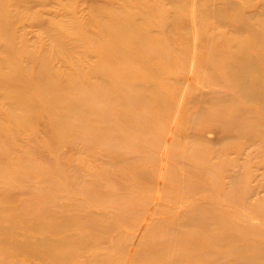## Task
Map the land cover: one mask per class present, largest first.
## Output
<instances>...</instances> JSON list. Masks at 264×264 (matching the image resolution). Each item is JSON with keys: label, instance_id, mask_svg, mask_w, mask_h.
I'll return each instance as SVG.
<instances>
[{"label": "rangeland", "instance_id": "obj_1", "mask_svg": "<svg viewBox=\"0 0 264 264\" xmlns=\"http://www.w3.org/2000/svg\"><path fill=\"white\" fill-rule=\"evenodd\" d=\"M0 11V75L24 85L0 86V264L47 263L4 239L49 237L38 226L48 218L30 228L21 215L49 205L77 217L54 233L78 234L72 264H203L182 255L184 232L204 250L200 228L183 225L203 204L264 225V109L225 75L240 41L259 43L251 25L264 24V0H0ZM113 29L147 32L153 52L131 63L143 79H124L117 95L98 70ZM153 94L162 104L137 101ZM213 98L230 99L226 117L258 123L254 142L223 136L221 117L207 116Z\"/></svg>", "mask_w": 264, "mask_h": 264}, {"label": "bare ground", "instance_id": "obj_2", "mask_svg": "<svg viewBox=\"0 0 264 264\" xmlns=\"http://www.w3.org/2000/svg\"><path fill=\"white\" fill-rule=\"evenodd\" d=\"M255 16L256 14L252 15L253 21ZM115 19L116 18H112L111 22H115ZM232 20L236 25L241 24L248 26L252 22L249 16L240 15ZM258 23L260 29L256 28L258 27L256 26L258 25L257 22H253L251 25L255 33L250 40L259 41V43L254 41H240L241 43H239L237 49L234 50L236 52L232 54L233 58L228 60L225 65L228 70L225 75L229 79V84L240 91L243 99L246 101H254L258 106L260 105V107L264 109V24L261 21ZM106 24L107 23L101 20V25L103 27H106ZM8 28L5 20V12L3 13L0 11V30H6ZM148 36L147 32L140 34L133 31L119 33L117 29L108 32L107 47L109 49L104 51V65L98 70L101 71L103 78L107 79L108 85L115 91L112 93L113 95H117L116 93L123 92V90L126 91L122 83L124 79L128 78L133 82L136 79H143L142 74H136L131 63L138 59H143L144 57L147 58L153 54L152 49L149 47L151 45L150 41L147 40L149 39ZM144 38L146 40H142ZM9 58H11V55H9ZM255 73H258L259 76H255ZM22 84V79H15L8 75H3L1 78L0 75V86L18 85L24 87ZM55 84L60 86V88L69 86L60 83ZM56 85L53 89H58ZM137 101L139 103L158 101L159 104H162L161 97H158L156 94L151 95L150 99L147 98V100L145 97L141 98L140 96L137 98ZM229 102L230 99L222 98L221 101H218L213 98L209 103L214 104L215 111L209 113L207 116L211 117L210 114H212L221 117V122L224 126L222 130L225 132L223 136H227L228 134V136L237 135L240 137L243 135V139L254 142L256 140L255 134L260 129L258 123L256 121L251 123L248 122L245 118H249V116L245 113L231 114L229 117H226L223 111L228 108L226 104ZM221 108L223 109L220 112ZM103 115L105 114L101 116ZM104 135L107 134L105 133ZM9 191L11 192V190ZM10 192H8V199L12 198V192ZM103 192L106 195L109 194L106 190H103ZM247 206L254 209L263 207L259 204H252L251 202H249ZM61 207H65L66 209L67 207L71 208L70 204H65ZM57 211L56 207L49 205L42 214H33L31 217V212L28 209L21 214L25 217L32 218L31 221L33 222L29 223L31 224L29 225L30 228L34 227L36 221L41 222L40 218H48V222H44L43 225L38 226H45V229L48 230L50 234L49 237H31L24 232L23 238L9 236V239H4V241L13 244L11 249L12 252L30 256L34 259L46 258L47 263L45 264H72V261L75 262V260H78L76 254L80 253V250H78L80 247L79 239L77 240L78 234L73 235L65 233V235L62 236H55L54 233L64 231L67 226L72 225V221H77V217L66 216V220L63 221L60 220ZM193 214L192 217L184 219L183 225L194 224L200 228L199 239L205 237L204 242L202 241L205 244L204 250L203 252H195L196 246H198L201 241L197 240L195 235L184 232L182 233V237L186 239L185 241L183 239L185 242L184 245L188 242L190 247L183 251V246L182 255L188 256L191 260L194 259L203 264H264V225H254L244 228L243 225H247V223H242L243 225L238 224L239 222L235 221L233 217H229L227 213H224V210L214 211L208 207L207 204L201 205L199 211ZM50 218H52V220ZM230 226L232 230L229 229ZM235 226L237 230H235ZM96 229L106 230L105 227H96ZM0 231L4 232L6 228H0ZM99 231L105 232L104 230ZM106 259H109V257L96 255L91 262L97 263L105 261ZM190 264H193V262Z\"/></svg>", "mask_w": 264, "mask_h": 264}]
</instances>
